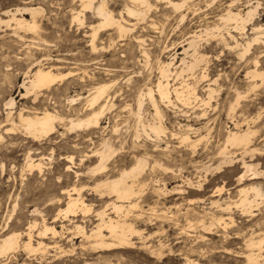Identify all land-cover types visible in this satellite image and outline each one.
<instances>
[{
	"label": "rangeland",
	"instance_id": "obj_1",
	"mask_svg": "<svg viewBox=\"0 0 264 264\" xmlns=\"http://www.w3.org/2000/svg\"><path fill=\"white\" fill-rule=\"evenodd\" d=\"M197 1H188L179 11L167 2L150 0L152 6L146 18L138 19L123 13L129 20L126 25L133 28L131 31L121 34L113 26L103 28L96 39L98 47L93 48L90 26L97 24L99 18L89 11L84 24L73 21L72 9L81 7L79 0H0L2 19L7 18L2 14L4 9L15 10L16 6L24 8L25 5L42 8L41 15L39 13L35 18L36 30H16L13 23L12 26L0 23V241L12 231L21 233L18 248L0 255V264L248 263L246 254L250 248L245 239L264 237V195L254 206L244 207L240 204L243 195L238 190L245 184L260 182L264 194V179L249 177L242 183L236 181L244 169L242 162L213 172H207L205 165L216 166L228 131L250 126L254 133L249 147L256 149L253 158L247 154L245 159L252 158L250 162L259 163V168L264 169V79L252 73L255 69L264 72V37L242 55L241 47L229 48L219 37L202 33L197 39L201 52L208 54L209 61L203 62L194 74H184L185 77L178 80L172 77L170 83L181 86L185 80L192 82L198 95L206 97L207 81L217 79L212 85L216 93L210 104L195 99H191L190 104L177 100L174 94V104L166 106L160 102L162 120L167 126L161 138L148 136L135 115L138 95L149 86L156 88L161 62L170 60L175 50L179 55L175 64H179L183 56L180 54L181 43L185 44L194 34H201L207 26L218 24L231 45L235 42L228 31L245 44L247 39L257 35L253 28L264 24V0H260L256 16L245 29L236 30L234 22L220 19L232 0ZM251 1L258 0H237L232 10L240 8L246 13ZM125 3L133 2L108 0L109 8L117 17ZM26 12L24 17L32 20L30 11ZM182 12L187 14L183 21L179 15ZM144 48L148 49H145L147 54H144ZM37 64L53 65L56 73L67 75L43 89L36 100L33 95L23 97L22 83L28 79L25 72L30 66L36 68ZM203 71L208 72L207 81L201 79ZM112 80L117 81L110 90L111 100L115 103L101 118L100 127L69 131L58 123L53 134L37 139L21 130L18 112L22 108L30 114L47 108L66 119L82 116L88 110L80 95H87L92 84ZM237 93L243 95L238 102ZM11 97L15 100L12 109L5 107ZM76 97L75 103L70 102ZM9 110L13 111L15 121L12 131L6 130L12 127L7 120ZM141 114L145 125L157 116L148 98L144 100ZM185 133L192 140L205 136L198 141V146H193L180 141L179 136ZM105 138L109 139L114 151L101 169L96 151ZM229 150L239 158L243 148L229 147ZM30 156L36 162L41 160L42 168L28 167ZM136 156H145L148 160V166L135 182L139 193L132 199L139 202L129 212L131 214L120 215L112 205L117 200L116 195L99 183L130 167ZM191 182L193 186L188 184ZM198 182L203 183L202 188L196 186ZM75 186L80 190L81 200L88 205L89 213L78 208L76 213L65 214L68 192H73ZM77 194L76 190L73 195ZM250 194L252 198L253 194ZM34 208L38 211L34 212ZM101 210H106V217L130 221L133 228L130 244L92 246L95 240L88 235L100 221L96 213ZM200 220L206 224L214 220L216 224L204 230L205 224ZM43 223L53 225L58 233L48 231L38 235ZM78 224L84 228L86 236L82 229H77ZM30 225H33V244L43 241V246L27 252L23 243L28 240ZM103 232L108 234L105 238L111 242L108 230L104 228ZM261 249L264 255V243Z\"/></svg>",
	"mask_w": 264,
	"mask_h": 264
},
{
	"label": "bare ground",
	"instance_id": "obj_2",
	"mask_svg": "<svg viewBox=\"0 0 264 264\" xmlns=\"http://www.w3.org/2000/svg\"><path fill=\"white\" fill-rule=\"evenodd\" d=\"M79 1H80L79 4L81 5V7H79V8H73L72 7L73 8L72 9V20L73 21H77L81 25L84 24L85 23L84 18H86V14L89 11H92L99 18V21L97 24H92L90 26L91 30H92L91 44H92L93 48L98 47V45H96V39L99 35V31L102 30L103 28L113 26V27L117 28L118 32H120L121 34L128 32V31H131L133 29L132 27L126 25L125 22H127L129 20H127L124 17V15H123L124 12H126L130 17H136V18L140 19V18L145 17L148 9H150V7L152 6L151 5L152 2H150V0H131L133 2L132 4H128V3H125V5L123 4L124 8H123V10L120 11V13H119L120 16L117 17L114 14L113 10L109 8L108 0H79ZM158 1L167 2L170 5V7H173L175 10L181 11L183 6H185L186 3L190 0H183V1L158 0ZM236 1L232 0V2L229 4V8L220 17V19L222 21H226V22H228V21L234 22L236 24V26H234L235 30L236 29H245V25L256 16V13L258 11V8H260L261 3H260V0L255 1V2L251 1L252 4H251V6L249 5L250 6L249 9L246 11V13L245 12L242 13L241 10H239L240 9L239 7H238L239 9L236 11L232 10V5ZM193 4H195V3H193ZM163 5H165V3ZM26 6L27 5H25L24 8H22V7L19 8L16 6L15 10H11L10 7H9L10 9L2 10L3 11L2 14L5 15L7 18L6 19L0 18V23L1 22L6 23L8 26H10L11 23H13L16 26V30H17V28H24V29L32 30V31L36 30L38 28V24L35 21L36 20L35 18L37 16V14L40 13L42 8L34 7V6H30V5L27 7ZM170 10H172V9H170ZM26 11H28V12L30 11L32 20L29 21L24 17V13H27ZM43 11H44V9H43ZM192 12H193V10H192ZM186 13H187V11H186ZM186 13L182 12L179 14L181 17V19H180L181 21H183L186 18V15H187ZM40 15H41V13H40ZM200 18L201 17H199V19ZM149 22L151 24L150 20H149ZM154 23H155V21H154ZM253 30L257 35L254 37L252 36L253 38L251 37L252 38L251 40L247 39L245 44L242 42H239V40H237L235 34L233 35V33H231V31H228V35L235 42L234 45L233 44L231 45V43H229L227 41V37L221 32V27H219L218 24L214 25L212 27L207 26L201 32V34H198V35L194 34V36H192L190 38V40H188V41L184 40L187 42L183 45H182V43L180 44L182 46V51L180 52V54L181 55L183 54V56L180 58V60H179L180 62L178 61L179 64H177V65L175 64V59L179 55H178V51L176 52L174 50V53H172L170 56L171 57L170 60L161 62V64H160V76L158 77V81L156 82V88L149 86L146 91H142L141 94L138 95L139 96L138 100H137L138 110L135 112V115L138 118V120L142 123V127H143L144 132L148 136L154 135L156 138H161L160 136L162 134L166 133L167 126L164 125V122L162 120V118H163L162 109H161V106L159 103L161 102L166 106H170V105L174 104L175 100L173 99V94L176 96L177 100H181V101H184L187 103H190L191 99H195V100H198V102L201 101L202 104H206V105L210 104V102L214 96V93H216V88L212 87V85L216 82L217 79H214L210 82L207 81L208 80V77H207L208 72L207 71H206L207 74L205 73V71H203V73L201 75V79H204L208 82V83H206L207 86L205 85L206 86V88H205L206 97H201L200 95H198L196 85H194L192 82L191 83L186 82V80L184 82L182 81L183 83H181V86H175V84L170 83V79L172 77L176 78L178 80V78L183 77L184 74H187V73L194 74V72H196V70L201 67L203 62L207 63L209 61L208 54L201 52L199 40L197 39L198 36H202V33H203V34L211 35L213 37H219L222 40V43L229 48L238 47V46L241 47L242 51L240 52V54L244 55V54L248 53V51L251 49V47L253 46V44L256 41L261 39V37H264V24H260V25L258 24L257 26H255V28H253ZM213 37H211V38H213ZM145 49H147V48H144L143 52H144V54H147V51ZM60 59H62V58H60ZM32 64H30V65H32ZM36 66H37L36 68H35V66L34 67L30 66L31 68L29 67V70L27 72H25L26 73L25 76L28 77V79L22 83V86L25 89V92L23 93V97H28L30 95H33V98L37 100V98L41 95L43 89H46V88L48 89V87L52 86L57 81H59L62 77L67 75V73H64V74L56 73L54 71L53 65L51 67L50 66L49 67H43L42 65L37 64ZM82 67H80V68H82ZM87 68L85 71H87L89 69V68L88 69ZM107 70H110V69L107 68ZM87 73H85V74H87ZM252 73L254 76H259V77H262L264 79V72H259L257 69H255V70H253ZM197 80H198V78H197ZM116 83H117V81L112 80V81L98 82L95 85L92 84L93 86L91 85V87L88 86L90 88L88 89L89 92L87 93V95L86 94L84 96H81L82 94L80 95V98L85 99L84 101H85L86 109L88 110V113L86 112L82 116L76 115L74 117H69L66 119L64 116H62L57 111H54V110L52 111V110H49L47 108H45L42 111H36V112H34V114L25 113L24 108H22L18 112V118L21 122V126L23 127V129H21V130H24L25 133L29 137H33L34 139L35 138L37 139V138L44 136V135L53 134L57 130V124L58 123L64 125L69 131L76 130V129H83V128L88 129V127L89 128L100 127L99 125H101V118L103 117V115L105 114V112L107 110H110L111 107L114 106L115 102H112V100H111V98L113 96L110 95V90L113 88V86ZM156 94L158 95V97L156 96ZM237 94H238V96H237V102H238V100L241 97H243V95H241L240 93H237ZM77 97H78V95H77ZM77 97L74 99L71 98L70 102L75 103V101L77 100ZM145 98H148V100L150 101V103L152 104V106L155 110V114L157 115L153 121L151 120L146 125L142 119V114H141ZM14 105H15V100L13 97L9 98L5 102V107H10L12 109ZM231 108H234V106H232ZM184 111H186V110L184 109ZM205 111H206V109H205ZM194 113H196V112H194ZM6 114H7V120H10V122L12 123V127L7 128L6 130L12 131L15 129L14 128L15 127V121L13 118V111L9 110L6 112ZM183 114H185V113H183ZM196 114H198V113H196ZM204 114L205 113L203 112V115ZM180 125H178V126H180ZM183 127H185V125ZM189 127H191V126L189 125ZM204 127H205V125H204ZM238 127L239 126H237V128ZM147 130H149L150 132ZM253 133H254V131L251 129L250 126H248L246 129L240 128L237 131H234V130L228 131V134H226V137H225L224 146L221 148V151H220V156H219L220 159L218 158L219 161L217 162L218 164L216 163V166L214 164H212L214 167H211L212 165H207V166L205 165L206 171L207 172L208 171L213 172L214 170L222 169L225 166L226 167H232L233 165H235L236 162H242V166L244 169H243V172L241 171L242 173L240 172L241 174H239V176H237L236 181H238L239 183H242L246 178H249V177L250 178H263L264 179V169L259 168V163H255L253 161L250 162L254 156L255 149H256V148L251 149V147H249L251 142H252ZM176 134H177V132H176ZM172 135H174V133ZM204 136L205 135L200 136L199 138L192 140L190 135L185 133L184 135L182 134L179 137L181 138L180 141H182V142H186V143L188 142L189 144H191L193 146H195V145L198 146V141L202 140V138ZM103 140L104 141L101 143V145H102L101 148L96 151V153L99 157V167L101 169H103L105 167V162L109 159V157L112 155V152L114 151L111 143L109 142V139L105 138ZM229 147L243 148V151L241 150L242 151L241 156L238 158L236 156V154H234L235 152L233 153V152H231V150H229ZM247 154H250V156L252 157L250 160L245 159ZM147 166H148V160L145 156H139V157L136 156L135 162L130 167L122 169L117 176H114L113 178H106V180L103 179L104 181H101L99 183V185L106 187L108 189L109 193L116 195L117 200L112 202L113 208L116 211V213H118L120 215L122 213H124L125 215H127L133 208L137 207L139 201L136 202V201H133V199H132L136 194L139 193V191H137L135 188L137 185V184H135V182H136L137 177H140V175L145 171ZM28 167H30V168H33V167L42 168L41 160L40 161L38 160L36 162L30 156L29 161H28ZM212 172H211V174H212ZM130 179H131V181L129 182ZM205 180H206V178H205ZM188 184L193 186L192 182L188 183ZM139 185H140V183H139ZM202 185H203L202 182H198V184L196 186H198L199 188H202ZM67 190H69V189H67ZM72 190H73V192L67 191L68 195H69V197H68L69 199H68V202L66 203L67 206L64 210L65 214L67 215L68 213H76L78 208L82 211H86V213H89V212H87L89 210L88 205H86L80 198V190L77 189L76 186ZM76 190L78 191V194H77L78 196L73 195L74 193H76ZM178 190L183 191L184 189L180 188ZM219 190H222V189L219 188ZM219 190L217 189V191H219ZM238 191H239V193H241L240 195H243V197L240 200V204L244 207L254 206L255 203L257 202V199L259 197H261V199H262L263 195H264L262 184L260 182H257V183L254 182L248 186H246V184H245V186L240 187V189ZM250 193L253 194L252 198L250 196L251 195ZM110 202H111V200H110ZM124 202H129V203L124 204ZM220 205L222 206V204H220ZM217 207H219V206H217ZM33 211L37 212L38 210H37V208H34ZM115 211H114V213H115ZM141 211H143V210H141ZM249 211H252V209H250ZM96 214L99 216L98 218L100 219V221H98L95 228L94 227L91 228L93 231H89L91 233L88 235V237H93L95 240L94 244L91 243L92 246H94L95 244L99 245V246H106V247L114 245V244L122 246V245H126V244L131 243V235L133 234L132 233L133 228L130 225L131 223L130 224L128 223V222H130L129 220L127 222L125 219H120V218L114 219V218H112V216L106 217V210L98 211ZM129 214H131V213H129ZM133 214H134V212H133ZM134 215H136V214H134ZM129 216H131V215H129ZM187 216H189V215H187ZM216 217H218V216H216ZM135 218H138V215ZM232 218L233 217L231 216V220H233ZM259 220H260V218H259ZM211 221H213V222H211ZM211 221H210L211 223L208 222V224H206V223H204V221L200 220V222L204 223L205 225H208V226H205V225L203 226L201 224L204 227V230L210 229V227L212 225L216 224L214 222V220H211ZM215 221H217V220H215ZM222 221H223V218H222ZM43 224L44 225L41 228V230L38 232V235H45L48 231H51L54 234L58 233V230H56V228L53 225H49L46 223H43ZM33 225H35V224H33ZM33 225H30V228H29L30 230L27 232L28 240L27 241L25 240V242L23 243L25 251H27V252L38 250L43 246V241H38L37 245H34L32 242L31 237H33V233H32ZM189 225H191V224H189ZM227 225H225V226H227ZM76 227L78 230L82 229V232L86 236V231L84 230L83 227H81V225L78 224ZM133 227H134V225H133ZM104 228H106L108 230L109 236L111 237V240H112L111 242H108L106 240L105 235H108V234L107 233L104 234V232H103ZM223 229L226 230L225 228H223ZM213 231H214V229H213ZM227 233H229V232H227ZM20 235H21L20 232L12 231V232L8 233L7 235H5L3 238H1L2 240L0 241V255H5L9 251H15L18 248V246L20 245L19 244L20 243L19 242ZM203 236H205V235H203ZM245 241H246L245 242L246 246L250 248L249 252L246 254V258H247V262H248L247 264H264V255H263L262 249H261L262 245L264 243V237L260 238L258 240L257 239L255 240L254 237H250L247 240L245 239ZM95 248H96V246H95ZM240 255H241V253H240Z\"/></svg>",
	"mask_w": 264,
	"mask_h": 264
}]
</instances>
